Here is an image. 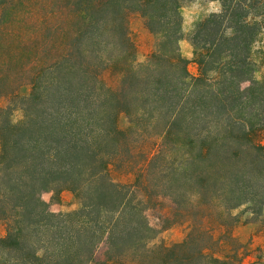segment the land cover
Wrapping results in <instances>:
<instances>
[{
  "label": "trees",
  "instance_id": "16d2710c",
  "mask_svg": "<svg viewBox=\"0 0 264 264\" xmlns=\"http://www.w3.org/2000/svg\"><path fill=\"white\" fill-rule=\"evenodd\" d=\"M183 1L0 0V97L22 111L14 122L0 103V264H228L211 252L214 229L228 231L240 206L263 214L264 80L251 49L264 0H218L196 23L197 76L180 52ZM131 15L155 37L139 63ZM62 189L82 207L51 213L42 193ZM178 221L182 241L150 245Z\"/></svg>",
  "mask_w": 264,
  "mask_h": 264
},
{
  "label": "rangeland",
  "instance_id": "374dc122",
  "mask_svg": "<svg viewBox=\"0 0 264 264\" xmlns=\"http://www.w3.org/2000/svg\"><path fill=\"white\" fill-rule=\"evenodd\" d=\"M220 10L218 0H185L182 2L180 12L182 14V37L179 41L181 55L187 60V69L190 75L197 76L199 68L196 63L195 49L189 40L190 32L196 23L204 19L212 12ZM7 15L4 14V18ZM255 20L261 22L262 28L251 49V62L254 68L253 78L258 81L264 80V14L256 17ZM10 25V24H9ZM130 37L135 45V63L143 62L151 53L155 43V37L148 33L143 26L142 19L137 15L129 17ZM117 66L110 67L103 75V79L108 84H115L117 80ZM29 75H19L16 80L17 87L15 93L19 96L28 92ZM249 82H244L243 87ZM19 99L10 101L7 96L0 97L2 105L11 106V119L14 122L21 120L22 111L19 108ZM119 125L125 126L126 120L119 118ZM259 138L264 141V133L259 134ZM121 180H127L128 175H116ZM42 199L46 202L49 211L53 214H62L78 210L82 207V200L77 191L62 189L60 191H45ZM163 214H169L170 208L167 201L163 202ZM155 213H157L155 211ZM235 222L228 227H216L214 238L216 242L212 245L213 254L218 258L225 259L228 264H237L242 258L243 262L259 260L264 262V211L259 217L250 213L246 206H240L231 211ZM257 217V219H256ZM153 221L157 222L153 217ZM158 223V222H157ZM188 223L185 221L173 222L167 227L159 228L157 235L150 241V245L172 244L182 241L188 231ZM5 233L4 224L0 221V236Z\"/></svg>",
  "mask_w": 264,
  "mask_h": 264
}]
</instances>
